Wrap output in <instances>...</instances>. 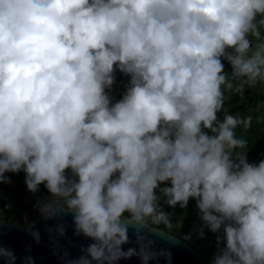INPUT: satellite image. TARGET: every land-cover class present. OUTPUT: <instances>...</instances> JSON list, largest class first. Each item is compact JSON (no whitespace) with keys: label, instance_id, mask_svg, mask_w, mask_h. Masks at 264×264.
Segmentation results:
<instances>
[{"label":"clouds","instance_id":"obj_1","mask_svg":"<svg viewBox=\"0 0 264 264\" xmlns=\"http://www.w3.org/2000/svg\"><path fill=\"white\" fill-rule=\"evenodd\" d=\"M116 71L128 81L110 103ZM257 86L264 0H0V182L23 171L29 192L50 195L34 205L42 218L71 213L92 243L64 264H171L141 234L146 221L171 227L161 196L192 198L219 232L211 264H264V159L247 162L234 134L253 118L217 119L225 91ZM129 228L136 248L122 250ZM0 261L16 256L0 247Z\"/></svg>","mask_w":264,"mask_h":264},{"label":"water","instance_id":"obj_2","mask_svg":"<svg viewBox=\"0 0 264 264\" xmlns=\"http://www.w3.org/2000/svg\"><path fill=\"white\" fill-rule=\"evenodd\" d=\"M39 234V242H35L25 231L28 224ZM63 225L64 234L57 235L56 226ZM153 229L157 231H152ZM146 240H152L153 250L164 249L171 253V264H211L209 260L196 251L187 241L165 230L146 222L141 230ZM92 241L73 232L72 215L66 211H58L51 218L44 219L39 212L24 224H11L0 219V247H6L16 256L15 264H21V257L30 256L33 264H64L65 259H74L81 255V248ZM136 248L133 229H128V243L121 246L122 250ZM27 249V251H26ZM67 254L65 257L64 254ZM0 264H3L0 261ZM117 264H140L138 257L121 259ZM148 264H165L162 257Z\"/></svg>","mask_w":264,"mask_h":264},{"label":"trees","instance_id":"obj_3","mask_svg":"<svg viewBox=\"0 0 264 264\" xmlns=\"http://www.w3.org/2000/svg\"><path fill=\"white\" fill-rule=\"evenodd\" d=\"M221 62L224 64V72L229 73L231 71L230 66L226 61L221 59ZM128 81V76L116 71L114 74V82L111 85L110 89H106L110 96V103H114L119 100L125 91V86ZM226 99L224 105L220 112L217 113V119H222L225 113L231 114L238 117L252 116V122L250 127L247 130H244L241 125H237L234 129V134L238 138H243L247 141L245 154L247 162L257 163L259 160L264 159V147L261 138L258 135V129L263 127V120L260 119V112H264V105H259V102L264 101V94L251 92L248 89L244 91L243 96L237 95L235 93L229 94L225 91ZM259 117V119H257ZM234 151H241L240 149ZM8 177V182H0V209L2 210L0 214V219L10 221L11 224H15V218L10 219L9 213L10 210L4 206L6 199H11L12 196H20V191L18 190L19 185L24 184V173L23 171H18L16 173L7 172L4 174ZM70 173L66 172V176ZM25 185V184H24ZM164 185H160L163 187ZM157 195L159 194L158 189L156 190ZM30 193V192H29ZM48 192L46 189L38 187V191L34 193L36 200L45 202ZM164 198L161 196L157 201L158 205L165 212L171 227H166L163 224L154 225L150 221H146L148 224L153 225L162 230L168 231L170 234L176 235L182 240H188V234L191 229L192 223H194L198 216V210L195 208V201L192 198H189L187 205L181 208L179 205L169 207L164 202ZM36 208H25L21 210V214L26 215L25 222L29 221L37 214ZM20 214V216H21ZM127 215V214H125ZM178 220H177V219ZM24 222V223H25ZM23 223V224H24ZM21 224V223H19ZM180 227V229L178 228ZM212 233V246L208 248V253L206 254L207 258H213L214 254H211V251L215 244L217 243L216 237L219 235V232L213 233L206 228V235ZM197 243L194 241L192 247L195 249ZM223 243L219 245L222 247ZM218 249V245H217ZM201 253V251H198ZM217 251L215 252V254ZM210 260V259H209Z\"/></svg>","mask_w":264,"mask_h":264},{"label":"rangeland","instance_id":"obj_4","mask_svg":"<svg viewBox=\"0 0 264 264\" xmlns=\"http://www.w3.org/2000/svg\"><path fill=\"white\" fill-rule=\"evenodd\" d=\"M248 90L251 92L264 94V92L260 90L259 86H257L256 89H248ZM260 119L263 120V127L259 128L257 132L263 142V147H264V112L263 111L260 112ZM38 187L45 189L43 184L39 185ZM18 190L20 191V196L19 197L12 196L11 199L10 198L6 199L4 206L10 210V213H9L10 219L12 218L16 219L15 224H19V223L23 224L26 220V215L21 214V210L25 208H35L34 205L36 204L37 201H40V200H36L34 197V193L32 192L29 193V191L26 189V186L24 184L19 185ZM47 196L48 198H50L49 193L47 194ZM1 212L2 210L0 209V214ZM10 221L11 220L7 222L10 223ZM178 228L180 229L179 226ZM206 228L207 227H202V221L200 220L199 215H198L196 221L192 223L191 225V229L188 234L189 238L187 240V242L190 245H192V243L196 241L197 245L195 247V250L201 251V255L204 256L205 258H207L206 254L208 253V250H209L208 248H211L212 246L211 244L212 243L211 242L212 233H210L209 235H206ZM201 231L203 232V235H200ZM216 251H217V243L213 247L211 254H215ZM207 259L212 260V258H209V257Z\"/></svg>","mask_w":264,"mask_h":264},{"label":"built area","instance_id":"obj_5","mask_svg":"<svg viewBox=\"0 0 264 264\" xmlns=\"http://www.w3.org/2000/svg\"><path fill=\"white\" fill-rule=\"evenodd\" d=\"M40 202H43V201H40Z\"/></svg>","mask_w":264,"mask_h":264}]
</instances>
